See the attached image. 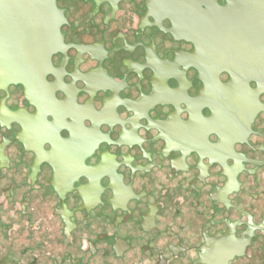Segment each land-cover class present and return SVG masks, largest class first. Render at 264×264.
Wrapping results in <instances>:
<instances>
[{
	"label": "flooded vegetation",
	"instance_id": "1",
	"mask_svg": "<svg viewBox=\"0 0 264 264\" xmlns=\"http://www.w3.org/2000/svg\"><path fill=\"white\" fill-rule=\"evenodd\" d=\"M264 0H0V264H263Z\"/></svg>",
	"mask_w": 264,
	"mask_h": 264
}]
</instances>
